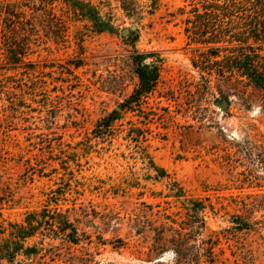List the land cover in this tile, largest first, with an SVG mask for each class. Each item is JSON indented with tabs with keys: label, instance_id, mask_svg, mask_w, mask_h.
<instances>
[{
	"label": "rangeland",
	"instance_id": "1",
	"mask_svg": "<svg viewBox=\"0 0 264 264\" xmlns=\"http://www.w3.org/2000/svg\"><path fill=\"white\" fill-rule=\"evenodd\" d=\"M82 1L112 16L117 31L95 34L54 4L65 25L54 36L46 15L30 10L38 0H0L24 3L37 26L12 70L4 52L11 35L0 32L1 220L21 223L46 209L85 233L74 246L43 227L24 246L46 250L16 261L177 264L167 230L197 201L218 238V264H264L262 241L233 228L262 219L244 205L264 195V94L225 72L239 47L264 50L251 38L264 14L252 0H156L152 14L127 18L120 0ZM136 55L159 70L145 96H134ZM121 103L120 119L97 134L95 124ZM199 238L189 245L202 253Z\"/></svg>",
	"mask_w": 264,
	"mask_h": 264
},
{
	"label": "trees",
	"instance_id": "2",
	"mask_svg": "<svg viewBox=\"0 0 264 264\" xmlns=\"http://www.w3.org/2000/svg\"><path fill=\"white\" fill-rule=\"evenodd\" d=\"M148 5H139L137 0H120L119 9L125 14L127 18L142 15L146 13L152 14L155 9L156 0H147ZM237 1V0H230ZM249 1V0H245ZM251 1V0H250ZM252 5L259 15L264 14V0H252ZM61 4L65 7L66 13L71 14L75 21H88L91 25L92 32L100 34L103 32L115 33L117 27L113 25V19L110 15H102L101 11L92 6L90 3H85L82 0H38V5L34 4L30 10L31 12L42 13L46 15V25L54 36H58L57 31L61 28L65 29L60 19L52 13L53 5ZM24 3H0V32L3 34L9 33L10 38L5 40L6 34L3 35L5 40L4 52L6 62H8L14 69L18 67V63L25 57V46L30 42L29 38L34 36L37 32L36 24L33 22L32 14H27L24 11ZM29 8V7H28ZM204 10L206 8H203ZM62 24V25H61ZM39 26V25H38ZM35 32V33H34ZM251 38L253 42L264 43V25L257 24L251 31ZM247 39V38H246ZM235 40L236 42L247 43V40ZM201 44L208 45L210 42L204 40ZM240 51L235 60L231 61L225 68L229 76L237 75L240 79H244L247 85H251L264 94V50L261 47H239ZM245 51H250L251 55L245 54ZM263 51V54L261 52ZM143 56L136 55L133 57L134 73L138 79V87L134 96H145L154 91L157 83L159 82V70L157 67L143 64ZM217 64V63H216ZM224 71L220 69L217 74L222 76ZM235 73V74H234ZM123 103L118 105L117 109L112 110L109 114L102 117L94 126L97 134H102L103 131H108L112 128L113 124L120 119V111L122 110ZM100 136V135H99ZM160 177L165 175L164 171L157 169ZM179 197L178 195H176ZM191 207L189 211L192 215L187 216L186 221L178 223V228L169 226L167 230L170 233V243L172 250L175 253L176 263L183 262L184 264H218L215 258V248L218 244V238L213 232L209 231L203 220L208 213L204 204L197 201H190ZM246 212L251 214L263 212L262 219H253L248 221H233V228L238 232L245 231L252 233L261 240L264 247V236L260 232L264 231V195H255L248 204ZM212 212V211H210ZM200 217V218H199ZM235 220H239L236 218ZM171 222V221H170ZM171 224H176L171 222ZM47 231V235L52 240H59L61 243L69 245H78L82 242L81 237L85 233H79L78 229L73 222L70 221L66 214L52 213L43 209L41 213H29L25 216L21 223H8L6 226L1 220L0 213V264H22V261L17 262L18 257L24 259H32L37 257L45 248H37L35 246L25 247L24 244L28 239L34 237L37 233H41L40 229ZM44 235V234H42ZM161 237L158 235V239ZM200 237V238H199ZM200 240L202 253L199 250H193L190 242ZM51 246V245H50ZM163 245L160 251H164ZM197 249V248H194ZM194 251V252H193ZM264 255V250H263ZM204 259V261H202Z\"/></svg>",
	"mask_w": 264,
	"mask_h": 264
},
{
	"label": "water",
	"instance_id": "3",
	"mask_svg": "<svg viewBox=\"0 0 264 264\" xmlns=\"http://www.w3.org/2000/svg\"><path fill=\"white\" fill-rule=\"evenodd\" d=\"M134 29H135V27L132 26V27H131V30H134ZM128 32H129L128 29H124V30L122 31V35H126V34H128ZM224 104H225V102H224V101H221L220 104H219V107H222Z\"/></svg>",
	"mask_w": 264,
	"mask_h": 264
}]
</instances>
